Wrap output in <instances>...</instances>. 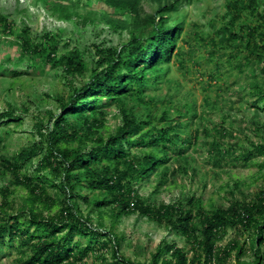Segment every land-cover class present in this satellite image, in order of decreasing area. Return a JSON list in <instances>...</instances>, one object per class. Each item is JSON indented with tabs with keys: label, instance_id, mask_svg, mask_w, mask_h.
I'll list each match as a JSON object with an SVG mask.
<instances>
[{
	"label": "trees",
	"instance_id": "obj_1",
	"mask_svg": "<svg viewBox=\"0 0 264 264\" xmlns=\"http://www.w3.org/2000/svg\"><path fill=\"white\" fill-rule=\"evenodd\" d=\"M43 1L53 11L72 2ZM96 1L132 18L131 23L122 26L128 29V41L118 48L94 46L96 60L88 81L79 87L69 83L71 94L56 98V111H46L45 120L39 121L38 140L8 157L0 156V178L5 182L0 188V250L17 243L18 264H82L88 257L96 264H226L231 258L235 264H262L264 186L251 202L212 210L204 207L201 197L152 206L138 194V186L154 172L159 176L156 193L167 178V171L162 169L171 156L185 159L190 145L199 138L197 131L193 141L188 134L195 115L177 111L172 120L163 114L153 124L127 114L125 104L131 100L148 105L144 96L166 78L185 29L179 15L186 0ZM234 1V9H238ZM144 3L153 7L152 13L144 12ZM173 15L178 17L173 19ZM107 23L120 27L111 18ZM0 25L10 29L7 19L1 16ZM22 31L28 35L26 28ZM24 35L18 38L21 56L62 64L66 77L87 76L89 70L81 52L73 50L56 60L57 40L51 35L43 36L41 44ZM229 36L232 41L226 48L231 50V58L239 56L258 67L263 81L252 84L246 97L250 107L264 113V14L247 11ZM20 75L16 70L10 72V77ZM111 106L122 114L121 123L104 133ZM22 121L14 107L0 113L1 127H19ZM249 144L248 150L231 159L250 164L253 158L264 156V142ZM209 151L218 163H223L233 150L214 143ZM13 189L26 193L18 207L12 198ZM82 189L93 197L80 193ZM79 203L89 209L87 214L80 210ZM135 213L181 237L185 247L164 240L145 262L123 256L114 225ZM93 214L100 220L110 217L111 226L102 229L101 222L94 226ZM229 229L248 231V248L238 241L218 248ZM247 250L252 255L249 261H243Z\"/></svg>",
	"mask_w": 264,
	"mask_h": 264
},
{
	"label": "rangeland",
	"instance_id": "obj_2",
	"mask_svg": "<svg viewBox=\"0 0 264 264\" xmlns=\"http://www.w3.org/2000/svg\"><path fill=\"white\" fill-rule=\"evenodd\" d=\"M234 2L186 0L179 15L185 29L178 40L176 55L171 59L166 78L144 96L149 101L148 105L140 106L131 100L125 102L127 114L153 124L163 114L172 120L177 111L196 116L190 121L188 134L192 135L193 141L197 131L199 138L195 145H190L185 159L171 156L162 169L167 171V178L156 193L158 173H152L138 186V194L147 204L157 206L161 202L174 203L195 196L202 198L207 210L227 209L235 202L253 201L264 186V156L253 158L250 164L231 159L248 150L249 142H264V113L250 107L246 97L251 85L263 80L258 67L239 59V56L232 59L231 50L226 48L232 41L229 35L237 30L238 20L247 11L254 15L264 14V0H237L238 9H234ZM143 9L146 14L153 12L150 4L144 3ZM0 16L7 19L10 27L4 30L0 25V113L14 107L23 119L19 127L0 125V156L8 157L38 140L39 121L45 120L46 111H56V98L71 94L69 83L79 87L88 81L90 69L94 67L92 63L96 60L94 46L118 48L127 43L128 29L122 26L131 23L132 18L96 0H72L55 11L43 0H0ZM176 17L173 15L171 18ZM110 18L120 27L108 24ZM25 28L28 35L23 34ZM21 35L40 44L43 36L51 35L57 40L56 60L73 50L81 52L89 70L87 76L66 77L62 64L21 56L18 42ZM29 65L32 67H27ZM12 70L21 75L10 77ZM121 119L120 111L114 106L109 107L104 133L117 127ZM186 136L182 134L183 138ZM214 143L222 149L233 150L227 161L218 163L212 157L209 150ZM4 183L0 178V188ZM13 190L12 198L18 207L26 193L22 189ZM80 193L93 197L85 189ZM79 208L83 214L89 211L84 203H79ZM92 220L94 226L101 222L102 229L111 226L108 216L100 220L97 214H93ZM114 231L121 239V254L133 262L147 261L164 240L185 247L181 237L172 235L137 213L121 218L114 225ZM248 238V231L229 229L217 247L222 249L228 243L238 241L248 248ZM16 245L2 247L0 264H18ZM251 255L252 252L247 250L242 260L249 261ZM260 256L264 264V255ZM82 264L96 263L88 257ZM226 264H235L234 258Z\"/></svg>",
	"mask_w": 264,
	"mask_h": 264
}]
</instances>
